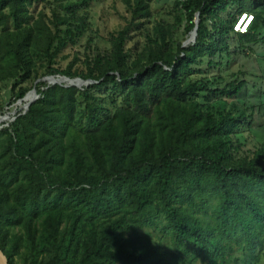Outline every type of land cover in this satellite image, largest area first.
I'll return each mask as SVG.
<instances>
[{
    "label": "trees",
    "instance_id": "trees-1",
    "mask_svg": "<svg viewBox=\"0 0 264 264\" xmlns=\"http://www.w3.org/2000/svg\"><path fill=\"white\" fill-rule=\"evenodd\" d=\"M125 1L131 19L103 49L92 0H0V114L39 96L0 129L2 251L10 264H264V75L242 62L264 59V0H171L173 23Z\"/></svg>",
    "mask_w": 264,
    "mask_h": 264
},
{
    "label": "rangeland",
    "instance_id": "rangeland-1",
    "mask_svg": "<svg viewBox=\"0 0 264 264\" xmlns=\"http://www.w3.org/2000/svg\"><path fill=\"white\" fill-rule=\"evenodd\" d=\"M50 1L51 4L46 6L48 12H51L53 7L59 8L60 3H58L57 0H50ZM43 8L44 6L41 5L38 9L42 10ZM151 12L152 14L155 15L157 20L159 21L163 20L168 23H173L175 11H173V4L171 0H151ZM87 14L93 33L91 34V32L89 31V33H87V35L81 41V46L83 47L81 48L80 53L82 54L83 52H85L84 47L87 44L90 34L92 36H97L96 37L97 43L100 44L101 48L108 49L110 48V43L108 42V40L110 39L111 34L116 32L121 26H125L127 24V20L131 19L129 6L125 0H92L90 4V8L87 10ZM186 27H187V23L185 22L182 29L183 32L186 31ZM180 38H182L181 35ZM135 41L136 42L140 41L142 43V39L140 36H137ZM131 46L134 47V44H131ZM261 52H264V50H262ZM256 56H253L254 58L252 57L253 59H255L253 61H250L249 59L245 60L246 57L244 59L242 58V62L246 66V69L244 68L243 69L249 72L250 74H254L256 76L258 75L260 76L261 74L264 75V64H262L260 67V64L258 63V59H256L257 58ZM259 56H262V54H259ZM65 57H70V58L65 59ZM73 59H74V54H72L71 51L68 50L67 52L62 53L59 56V60H58L59 67L62 69H67V67L72 62ZM239 61L241 62V59ZM262 61L264 63V59H262L260 62L262 63ZM1 88H3V90H2V95L0 97V105H6L11 100L9 93L11 84L9 83L2 84ZM31 99H32V95H29L25 103L20 102L14 105L13 107H11L10 109L7 108L6 110H8L7 112L9 113L8 114L5 113L4 115L0 114V120L4 118L7 119L8 121L0 122V125H6L8 124V122H13L18 112L25 109L27 107V104L30 103Z\"/></svg>",
    "mask_w": 264,
    "mask_h": 264
},
{
    "label": "water",
    "instance_id": "water-1",
    "mask_svg": "<svg viewBox=\"0 0 264 264\" xmlns=\"http://www.w3.org/2000/svg\"><path fill=\"white\" fill-rule=\"evenodd\" d=\"M196 32H197V27L195 28L194 32L192 33L190 41L187 42L186 46H188L189 44H191L195 40ZM44 81H48L52 85L69 84L71 87H77L80 89H82L85 86H89L90 84L93 83V82H86L82 79L71 80L67 77H62V78L50 77V78H46ZM29 95H32V100L30 101V103L27 104V107H26L27 111L29 110L31 105L34 104L39 98L36 90L32 91ZM29 95L26 97L25 101L28 99ZM4 121H8V120L4 119V118L0 120V122H4ZM8 123H11V122H8ZM3 128H4V126L0 125V129H3ZM0 264H10L7 256L2 251L1 247H0Z\"/></svg>",
    "mask_w": 264,
    "mask_h": 264
},
{
    "label": "crops",
    "instance_id": "crops-1",
    "mask_svg": "<svg viewBox=\"0 0 264 264\" xmlns=\"http://www.w3.org/2000/svg\"><path fill=\"white\" fill-rule=\"evenodd\" d=\"M261 54H262V53H261ZM260 57H261V58H264V56H263V55H262V56H260ZM261 60H262V59H261ZM258 63H259V62H258ZM262 64H264V63L262 62V63L260 64V67H261V65H262Z\"/></svg>",
    "mask_w": 264,
    "mask_h": 264
},
{
    "label": "built area",
    "instance_id": "built-area-1",
    "mask_svg": "<svg viewBox=\"0 0 264 264\" xmlns=\"http://www.w3.org/2000/svg\"><path fill=\"white\" fill-rule=\"evenodd\" d=\"M249 29V28H248ZM248 31V30H247ZM247 31H246V33H247Z\"/></svg>",
    "mask_w": 264,
    "mask_h": 264
},
{
    "label": "bare ground",
    "instance_id": "bare-ground-1",
    "mask_svg": "<svg viewBox=\"0 0 264 264\" xmlns=\"http://www.w3.org/2000/svg\"><path fill=\"white\" fill-rule=\"evenodd\" d=\"M245 23H246V22H245ZM31 100H32V99H31ZM31 100H30V101H31Z\"/></svg>",
    "mask_w": 264,
    "mask_h": 264
}]
</instances>
